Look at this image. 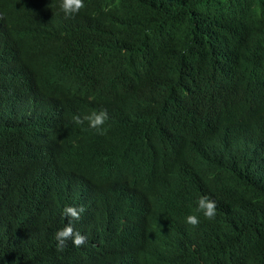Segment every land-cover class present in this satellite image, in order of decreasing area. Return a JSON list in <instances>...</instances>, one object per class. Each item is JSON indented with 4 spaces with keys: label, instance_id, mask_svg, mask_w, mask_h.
Segmentation results:
<instances>
[{
    "label": "trees",
    "instance_id": "1",
    "mask_svg": "<svg viewBox=\"0 0 264 264\" xmlns=\"http://www.w3.org/2000/svg\"><path fill=\"white\" fill-rule=\"evenodd\" d=\"M0 11V264H264L256 135L246 145L254 157L205 158L172 184L153 178L146 194L128 191L115 210L84 218L73 226L84 245L57 250L54 238L63 207H97L98 178L139 137L188 134L241 102L264 114V0H83L69 16L59 0H0ZM56 21L67 27L39 40L36 28ZM19 89L33 104L20 130L10 104ZM100 109L110 114L104 133L72 119ZM74 139L85 143L80 169ZM44 171L59 191L56 213L42 205ZM205 194L216 201L211 219L196 208ZM157 213L168 221L147 234ZM189 213L198 217L191 228Z\"/></svg>",
    "mask_w": 264,
    "mask_h": 264
},
{
    "label": "clouds",
    "instance_id": "2",
    "mask_svg": "<svg viewBox=\"0 0 264 264\" xmlns=\"http://www.w3.org/2000/svg\"><path fill=\"white\" fill-rule=\"evenodd\" d=\"M82 6L83 0H59V8L65 16L76 14ZM4 17V13L0 11V27ZM165 90L167 91V89ZM21 91L22 89H19L14 93L15 95L10 101L14 108L13 125L18 130L21 129L24 122L33 118V105L29 103L27 95L22 99L23 94H21ZM27 104H30L27 107L29 115H21L19 106L23 108ZM248 113L247 107L241 104L240 108H236L230 113L231 116L206 119L200 122L193 129V132L188 134L164 131L161 134L154 133L150 135V133H147L139 137L134 142L130 153L116 159L108 170L98 178L95 195L91 198L98 203L90 214H88L89 209L86 210L83 206L65 205L63 207L61 215L67 218V222L54 233L57 250H62L69 240L72 245L77 246L76 248L84 245L87 238L79 230H74V225L81 223L84 218L115 210L121 205L123 194H127L128 191L146 194L153 178L172 184L192 165L203 163L205 154L214 162L216 160L234 162L239 159H246V145L256 135L253 133L255 131L254 125L252 127L246 126L247 131L241 129L242 122L250 118ZM72 119L76 123L85 120L84 123L87 128L98 133L106 132L110 124V114L105 109L91 111L82 117L75 115ZM70 145L74 148L77 168L80 169L87 162V154L84 150L85 143L81 144V142L74 139L70 141ZM202 146L213 152H208ZM178 149L180 150L177 151ZM61 157L62 155L55 156L53 160H59ZM181 163H184V166L179 177H175L174 172L178 173L177 170L180 168ZM168 166L169 168H167ZM44 173L45 179H43L42 185L46 186L47 192L44 196L45 203L42 205L50 213H56L59 191L55 190L54 183L49 179L48 173L50 175V172L46 173L44 171ZM196 208L202 212L204 217L211 219L216 214V201L206 194L200 195L196 199ZM164 216L163 213L151 215L147 219L144 232L149 234L164 227L169 218ZM55 218L56 214H53L52 219ZM75 220L78 221L73 224ZM185 222L187 227L190 224L195 225L198 223V217L189 213L185 216ZM113 264H122V262L115 261Z\"/></svg>",
    "mask_w": 264,
    "mask_h": 264
},
{
    "label": "bare ground",
    "instance_id": "3",
    "mask_svg": "<svg viewBox=\"0 0 264 264\" xmlns=\"http://www.w3.org/2000/svg\"><path fill=\"white\" fill-rule=\"evenodd\" d=\"M62 22H59V21H56L53 25H49V26H41V29H39L38 27L36 28V30H35V33H36V35H37V38L39 39V40H41V39H43V37H44V33H42V32H50V31H52V30H54L56 27H59V28H66L67 26H63V24H61ZM58 25V26H57ZM48 30H50V31H48ZM48 50H46L45 52H47ZM25 93V91L24 90H22L21 91V94H23V97H22V99L25 97V95L26 94H24ZM12 95H13V97H14V93H11ZM13 99V98H12ZM31 104V103H30ZM30 104H27V106H24L23 108H21V106H19V111H20V114L21 115H29V112L27 111V107H29V105ZM241 104H244V103H242L241 102ZM31 105H33V104H31ZM259 106H258V108L256 109V110H260V109H262V107H264L262 104H258ZM16 110V109H15ZM229 111H231V109H229ZM257 114V113H256ZM256 114H254V113H252L251 112V110L249 111V113H248V115L250 116V118H248V119H246V120H244L243 122H242V124H241V129H243V130H245V131H247V129H246V126H249V127H252L254 124H255V122H258L259 120H261L263 117H264V114H259V117H257V115ZM240 116V115H239ZM253 128H255V131H253V133H255L256 134V136H257V138H259L260 140H261V147L260 148H264V141H263V135L262 136H260V134H263L264 133V128L262 129V130H260V129H258V128H256V127H253ZM17 129V128H16ZM35 132H39L38 131V128H33V129H31V135H33ZM40 134V133H39ZM38 133H37V136L39 135ZM249 135H250V133H249ZM37 136H33V138H35V137H37ZM203 148H205V149H207L208 150V152H210V153H212L213 151H211L209 148H206L205 146H202ZM180 149H178L177 151H179ZM261 151H263V150H261ZM245 152H246V155H245V157H246V159H248V158H250V157H254V154L255 153H253V154H250V153H248V150L246 149L245 150ZM205 158L206 159H209V160H211V158H209L208 157V155H206L205 154ZM212 162H214L213 160H211ZM183 166H184V163H181L180 164V168L177 170L178 171V173H176V171L174 172V175H175V177H179V175H180V172H181V170H182V168H183ZM167 168H169V166L167 167ZM58 169H56V171H57ZM48 172H49V170H48ZM61 172V171H60ZM47 173V172H46ZM57 174H60L59 172H57ZM52 177V176H51ZM46 181V180H45ZM45 181H44V183H45ZM46 192H47V190H46V186H43V189H42V195L43 196H45V194H46ZM194 194H196V191H194ZM85 195V194H84ZM81 196V195H80ZM89 196V195H88ZM83 197V196H82ZM195 201V200H194ZM45 203V201H44V199H43V203L42 204H44ZM87 205H90V204H87ZM188 208H189V206H188ZM93 209L94 208H90L89 209V213L88 214H90L92 211H93ZM190 228L191 227H194L193 225H191L190 224V226H189Z\"/></svg>",
    "mask_w": 264,
    "mask_h": 264
}]
</instances>
